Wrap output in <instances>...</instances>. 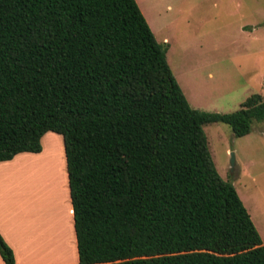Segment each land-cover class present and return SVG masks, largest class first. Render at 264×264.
I'll list each match as a JSON object with an SVG mask.
<instances>
[{"label":"trees","instance_id":"16d2710c","mask_svg":"<svg viewBox=\"0 0 264 264\" xmlns=\"http://www.w3.org/2000/svg\"><path fill=\"white\" fill-rule=\"evenodd\" d=\"M253 120L189 106L134 0H0V161L61 136L77 264H264L202 128Z\"/></svg>","mask_w":264,"mask_h":264},{"label":"rangeland","instance_id":"374dc122","mask_svg":"<svg viewBox=\"0 0 264 264\" xmlns=\"http://www.w3.org/2000/svg\"><path fill=\"white\" fill-rule=\"evenodd\" d=\"M139 4L190 107L226 113L252 93L264 96V0H144ZM202 128L216 171L233 185L264 244V120H253L250 131L240 137L221 122ZM40 146L39 153L15 163L8 171L11 177L0 181V190L13 198L15 208L24 207L28 221L33 212L38 219L44 213V208L38 212L44 206L38 193L48 196L56 185L52 191L58 193V200L53 197L48 202L41 219L45 222L51 216L52 224L69 216L61 136L46 132ZM54 154L56 178H48ZM33 196L35 211L30 207ZM55 235L59 258L69 242L64 244L58 231Z\"/></svg>","mask_w":264,"mask_h":264},{"label":"crops","instance_id":"0c3cea01","mask_svg":"<svg viewBox=\"0 0 264 264\" xmlns=\"http://www.w3.org/2000/svg\"><path fill=\"white\" fill-rule=\"evenodd\" d=\"M134 1L136 2L140 12L145 17L143 13L144 11L139 4V2H144V0H134ZM42 136L40 138H42ZM37 153L20 152L15 154L9 160L0 161V181L6 180L8 179V177H11L10 176L11 174H8V171L15 165L17 161L28 158V156H30L31 154H37ZM49 161H52V163L48 165V171H49L48 174H50L48 178H50L51 176L52 178H54V176L56 178L55 154L52 157V159ZM52 165L54 169L51 170L49 167H51ZM64 168H65V162H64ZM65 184L67 186L66 174H65ZM52 186H53L52 189L54 190L56 185H52ZM52 189H50V194L48 196L46 195L42 196L41 194L38 193V196L40 197L39 199L44 203L43 204L44 206H41L42 208L38 211L40 213L44 208V213L39 214L41 219L42 217L46 216L45 208L49 207L48 202H51L50 200L53 197H56V200H58L57 198V196H59L58 193L55 192V194H53ZM66 191H67V200H68L69 199L68 188ZM12 200L13 198H11L10 196L7 197V194L3 193L0 190V236L11 249L14 258V264H77L75 237H74V231L72 225L71 204L69 206V216L67 218L65 217L64 221L62 219V221H58V222L55 221L54 223L49 224L51 220V216H47V220H45L44 222L40 218L38 219V215H36L37 213L35 214L34 212L32 213V216H30L31 219L26 221L25 219L26 214H23V212H25L26 210L24 209V207L18 205L17 206L15 205L16 206L15 208L13 206ZM35 202H36L35 197L33 196L30 200V204L32 203L33 206L30 205V207L33 208ZM69 203H70V199H69ZM33 211H35L34 208ZM60 212H61V216H64V214L62 215L63 212L62 209ZM31 225L35 228L34 232H32ZM44 228L46 229L44 230ZM56 231H58V237H60L62 242L64 241V244H65V240L67 244L68 242L69 244H71V245L69 244L64 245L59 258H58L59 254L56 252V247L54 245V241H55L54 238L56 237L55 235ZM39 260L42 261L44 260V262H41ZM0 264H3L1 258H0Z\"/></svg>","mask_w":264,"mask_h":264},{"label":"water","instance_id":"95a60500","mask_svg":"<svg viewBox=\"0 0 264 264\" xmlns=\"http://www.w3.org/2000/svg\"><path fill=\"white\" fill-rule=\"evenodd\" d=\"M231 155V157H230V165L232 166V164H233V158H232V154H230Z\"/></svg>","mask_w":264,"mask_h":264}]
</instances>
